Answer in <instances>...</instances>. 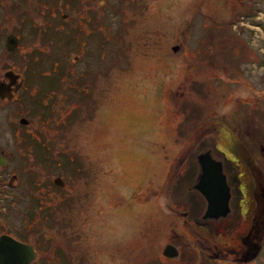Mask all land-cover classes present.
I'll return each mask as SVG.
<instances>
[{
  "label": "rangeland",
  "instance_id": "rangeland-1",
  "mask_svg": "<svg viewBox=\"0 0 264 264\" xmlns=\"http://www.w3.org/2000/svg\"><path fill=\"white\" fill-rule=\"evenodd\" d=\"M67 1L17 0L20 26L15 7L0 11L14 22L5 28L20 37L6 57L0 33V74L9 66L25 77L0 107V145L16 150L17 131L29 140L59 136L77 156L76 193L62 205V214L73 218L75 247L61 258L70 264H233L201 256L192 226L169 212L165 189L183 141L200 131L228 155L248 151L264 170V0ZM52 4L57 19L71 13L60 28L51 23ZM253 6L252 16L237 12ZM69 22L73 32L62 28ZM175 43L183 50L173 51ZM28 143L32 154L41 147ZM81 167L98 174V190L96 200L88 195L84 208L94 202L78 226L77 206L87 188L93 191L81 182ZM3 220L12 230L19 224L12 215ZM60 227L71 231L68 220ZM169 241L181 257L162 255ZM250 258L246 264H264V238Z\"/></svg>",
  "mask_w": 264,
  "mask_h": 264
},
{
  "label": "flooded vegetation",
  "instance_id": "flooded-vegetation-1",
  "mask_svg": "<svg viewBox=\"0 0 264 264\" xmlns=\"http://www.w3.org/2000/svg\"><path fill=\"white\" fill-rule=\"evenodd\" d=\"M16 1L0 0V11H9V6L15 7L19 13L15 24L20 26L23 8L19 9ZM54 7L56 5L52 4L50 14L54 16V20L51 23L53 27L60 28V24L64 25L71 13L68 10L63 11L60 13L62 19H57L58 11L54 12ZM257 9L258 7L253 6L246 11L238 10L237 12H242L248 17L252 16ZM6 23L12 25L14 22L11 24L5 22L4 17L0 15V33L4 34V49H6V36L11 32L9 28H5L8 26ZM262 24L261 30L264 34V23ZM62 28L68 32L74 30L72 22H69L68 28ZM242 28L243 26L239 32ZM16 37L17 45L20 37ZM9 55L7 51L5 56L9 57ZM7 69L17 73L6 66L1 71L0 81L7 82V77L3 75ZM17 74L14 82L8 84L6 93L0 96V107L6 102L3 100L9 102L17 89L25 85L23 71ZM50 76L60 77L61 75ZM234 81L239 82L237 78ZM57 83L58 80L55 84ZM66 85L73 86L70 81ZM10 92L12 94L8 97ZM68 104L64 103L67 106V112L70 113L74 103L69 101ZM19 118L20 116L18 122L21 123ZM206 135L200 131L193 139L184 140L185 146L182 152L174 158L172 176L165 189L168 210L171 212L170 209H172L177 213V217L185 226H192L190 232H193L197 240V249L203 254H200L201 256H206L212 262L228 260L233 264H246L252 259H244V257H249L254 247L256 254L264 238V170L259 164H255L248 151L228 155L208 142L209 136ZM52 136L55 135L52 134ZM25 141L36 142V145L41 147L37 153L32 154L30 152L32 143L25 144ZM62 141L59 136L29 140L24 137V132L17 131L16 138L12 139V145L16 146V150L8 148L5 143L0 145V235L7 234L30 245L34 254L28 264H70L71 260H63L61 257L69 258L70 250L75 247L69 242V239H73V218L62 214V205L67 204L76 193L77 185H75L74 175L79 173V165H77V156L69 148L59 144ZM206 152H208L205 156L207 161L219 162L216 168L224 176L229 193L224 205L226 210L223 213H218L217 210L213 216L205 214L203 198L194 188L201 172L200 161ZM61 156L64 159L61 160ZM80 158L87 159L82 155ZM102 170L105 171L104 168ZM90 174L96 175V178L90 179ZM78 176L82 183L93 189V191L88 188L85 190L81 205L77 206V209L82 210V218L79 219L78 224L80 226L89 217L90 204L96 200L98 187L95 183L98 174L88 173L81 167ZM88 195L94 200H91L89 206L84 208L88 204ZM96 211L100 212L101 207L98 206ZM10 215L19 220V224L14 227L17 231L7 228L3 220V217ZM67 220L70 233L60 227L61 223ZM170 243L177 248L174 258L181 257L178 244L173 241ZM64 250L67 253L63 252Z\"/></svg>",
  "mask_w": 264,
  "mask_h": 264
},
{
  "label": "water",
  "instance_id": "water-1",
  "mask_svg": "<svg viewBox=\"0 0 264 264\" xmlns=\"http://www.w3.org/2000/svg\"><path fill=\"white\" fill-rule=\"evenodd\" d=\"M16 43V35L11 32L8 33L6 36V50H12ZM171 48L173 51L177 49L182 50L183 46L181 43H176L172 45ZM3 75L7 77V82H4L3 80L0 81V96L6 93L8 84L13 83L15 78L18 76L17 73L10 69L4 71ZM11 94L12 93L10 92L7 96L10 97ZM19 121L21 123L27 122L24 117H20ZM207 153L208 152L203 154V159L200 161L201 172L198 176L197 185H195L194 188L197 189L198 193L203 198V211L205 214L213 216L214 212L217 210L218 213H223L226 210L224 205L226 204L229 193L224 176L219 172V169L216 168V165L219 162L207 161L205 159ZM255 251L256 249L254 247V251L250 253L249 257H244V259H248L253 256ZM161 253L166 257H174L177 254V249L173 244L166 243L163 245ZM33 254L34 251L30 245L22 243L7 234L0 235V264H28L29 259Z\"/></svg>",
  "mask_w": 264,
  "mask_h": 264
},
{
  "label": "trees",
  "instance_id": "trees-1",
  "mask_svg": "<svg viewBox=\"0 0 264 264\" xmlns=\"http://www.w3.org/2000/svg\"><path fill=\"white\" fill-rule=\"evenodd\" d=\"M45 85H47V87H50L51 85L50 84H48V83H46Z\"/></svg>",
  "mask_w": 264,
  "mask_h": 264
}]
</instances>
